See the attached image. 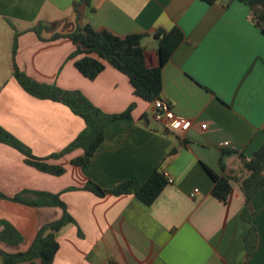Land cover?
I'll list each match as a JSON object with an SVG mask.
<instances>
[{"label": "crops", "instance_id": "obj_1", "mask_svg": "<svg viewBox=\"0 0 264 264\" xmlns=\"http://www.w3.org/2000/svg\"><path fill=\"white\" fill-rule=\"evenodd\" d=\"M73 1L0 0V17L9 24L0 54V125L37 156L59 152L85 127L65 104L34 97L19 85L12 67L14 37V62L31 79L78 89L106 113L134 103L131 119L109 120L86 164L71 163L81 148L49 158L65 168L59 175L26 164L17 149L0 142V191L8 197L22 190L59 194L74 222L56 232L58 249L51 264L243 262L249 224L240 217L241 188L231 180V193L220 201L211 193L213 180L204 166L239 177L244 174L239 155L250 158L264 142V34L248 19L249 8L238 0L226 7L203 0H90L89 6H77L76 17ZM36 24L46 26L40 37L33 30ZM84 24L120 36L147 33L142 45L149 66L159 64L152 33L181 28L184 39L161 67L160 95L183 119L178 128L166 132L162 122L148 120L152 104L133 94L126 75L106 64L88 79L68 58L73 42L51 39L55 32ZM222 141L228 145L220 146ZM223 150L234 151L224 156V170ZM155 169L172 181L145 205L135 191ZM87 180L104 189L130 181L132 192L97 195L82 189ZM251 206L257 240L247 264H264V186ZM62 214L60 206L0 198V219L22 236L17 245L0 240V249L25 252L39 229Z\"/></svg>", "mask_w": 264, "mask_h": 264}, {"label": "trees", "instance_id": "obj_2", "mask_svg": "<svg viewBox=\"0 0 264 264\" xmlns=\"http://www.w3.org/2000/svg\"><path fill=\"white\" fill-rule=\"evenodd\" d=\"M208 4L220 3L228 6L233 0H203ZM249 8L248 19L251 23L264 34V0H238ZM79 4L90 5V0H74L73 7L76 17L79 16L77 6ZM46 26L36 24L33 30L40 37V32ZM147 33H131L124 36L117 35L107 29H94L89 24L82 26L76 25L66 32H55L51 39L58 37H68L75 49L69 54L68 58L74 60L76 69L88 79L96 78L104 69L106 64L111 65L127 76L132 87L133 94L147 102H152L160 97L162 90L161 67L169 58L174 49L184 39L181 28L173 26L168 30L157 29L152 33L157 41V53L159 64L149 66L145 57V49L142 39ZM16 49V37L12 43V67L13 76L19 85L29 94L40 99H50L61 102L68 106L73 113L80 116L85 127L77 136L62 150L48 156H37L31 149L17 139L13 134L0 125V142L10 145L17 149L24 157V162L40 171L59 175L65 171L61 165L51 164L49 158H58L77 148L83 152L73 158L71 163L83 165L90 161L93 153L104 139L105 125L109 120L118 118L131 119V111L134 103H131L124 111L117 113H106L94 105L89 98L78 89H63L55 84L38 82L31 79L21 71L14 62ZM167 132L171 128L164 126ZM172 151V150H171ZM170 151V153H172ZM234 151L223 150L220 156V166L224 170L223 158ZM242 159L243 175L231 176L228 173L218 175L207 166L205 170L213 180L211 193L222 202H226L231 193V180L238 182L243 194V210L240 217L249 226L244 236L246 248V259L239 264H247V258L255 247L257 231L253 223L256 213L251 206L252 197L264 186V142L256 149L250 158ZM168 183L165 174L159 169H155L145 182L135 191V196L145 205L151 204L159 195L164 186ZM82 189L91 191L97 195L107 193L120 195L132 192V183L125 181L118 183L110 189H104L92 180H87ZM0 198H9L29 205H56L63 210L61 218L43 225L28 250L18 253H7L0 249L2 264H51L53 257L58 249L56 232L70 222H74L71 215L67 212L64 202L59 194L44 191L22 190L15 195L8 197L0 191ZM0 240L9 244L17 245L22 241V236L18 230L8 221L0 219Z\"/></svg>", "mask_w": 264, "mask_h": 264}, {"label": "built area", "instance_id": "obj_3", "mask_svg": "<svg viewBox=\"0 0 264 264\" xmlns=\"http://www.w3.org/2000/svg\"><path fill=\"white\" fill-rule=\"evenodd\" d=\"M152 110H153V118L155 121L162 122L167 127L171 129L178 128L182 122L183 119L175 116L172 110V104L167 99L160 97L155 98L152 102ZM220 146H226L228 145V141H222L219 143ZM168 182H171L172 179L168 177V175H165ZM198 191L197 188L193 190L192 194H195Z\"/></svg>", "mask_w": 264, "mask_h": 264}, {"label": "rangeland", "instance_id": "obj_4", "mask_svg": "<svg viewBox=\"0 0 264 264\" xmlns=\"http://www.w3.org/2000/svg\"><path fill=\"white\" fill-rule=\"evenodd\" d=\"M8 25H9L8 22H6L2 17H0V54L4 53L5 51V43L7 41V34H6L7 32L5 30L8 28ZM146 116L150 122L154 121L151 111L148 110Z\"/></svg>", "mask_w": 264, "mask_h": 264}]
</instances>
